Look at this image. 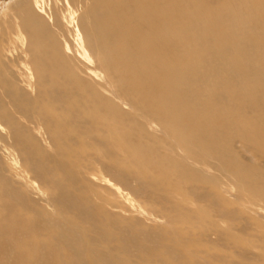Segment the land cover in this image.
I'll return each mask as SVG.
<instances>
[{
    "label": "bare ground",
    "instance_id": "1",
    "mask_svg": "<svg viewBox=\"0 0 264 264\" xmlns=\"http://www.w3.org/2000/svg\"><path fill=\"white\" fill-rule=\"evenodd\" d=\"M2 7L0 264H264V0Z\"/></svg>",
    "mask_w": 264,
    "mask_h": 264
},
{
    "label": "rangeland",
    "instance_id": "2",
    "mask_svg": "<svg viewBox=\"0 0 264 264\" xmlns=\"http://www.w3.org/2000/svg\"><path fill=\"white\" fill-rule=\"evenodd\" d=\"M11 1H12V0H0V10L3 9L2 6H4V3H5V4H9V3H11ZM2 3H3V4H2ZM1 12H3V11H0V15H2ZM80 12H81V10H80Z\"/></svg>",
    "mask_w": 264,
    "mask_h": 264
}]
</instances>
